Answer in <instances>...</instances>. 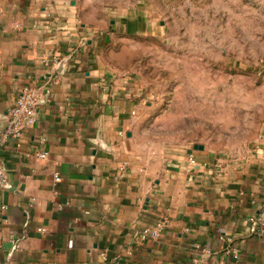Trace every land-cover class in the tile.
I'll return each instance as SVG.
<instances>
[{
  "label": "crops",
  "instance_id": "1",
  "mask_svg": "<svg viewBox=\"0 0 264 264\" xmlns=\"http://www.w3.org/2000/svg\"><path fill=\"white\" fill-rule=\"evenodd\" d=\"M107 39L74 0H0V132L40 87L37 122L0 138V264H264V135L236 153L162 141L160 99L108 65Z\"/></svg>",
  "mask_w": 264,
  "mask_h": 264
},
{
  "label": "rangeland",
  "instance_id": "2",
  "mask_svg": "<svg viewBox=\"0 0 264 264\" xmlns=\"http://www.w3.org/2000/svg\"><path fill=\"white\" fill-rule=\"evenodd\" d=\"M74 4L83 22L108 28V65L155 90L160 105L149 116L154 136L236 153L264 135V0ZM136 18L144 31L121 27ZM112 22L121 23L119 29L112 30Z\"/></svg>",
  "mask_w": 264,
  "mask_h": 264
},
{
  "label": "built area",
  "instance_id": "3",
  "mask_svg": "<svg viewBox=\"0 0 264 264\" xmlns=\"http://www.w3.org/2000/svg\"><path fill=\"white\" fill-rule=\"evenodd\" d=\"M59 61V60H58ZM40 87L26 85L18 95L15 103L8 109L7 125L0 132V138L11 139L20 138L23 135L25 128L34 125L38 120L37 105L39 103ZM0 140V141H1ZM47 152L40 153L42 158L47 157ZM190 162L195 163V156L189 158ZM56 180H60V175L56 173ZM8 176L4 163L0 162V186L4 187L7 184ZM251 222L254 224L255 234L264 237V215H255L251 217ZM160 229H145L143 236L157 237Z\"/></svg>",
  "mask_w": 264,
  "mask_h": 264
},
{
  "label": "water",
  "instance_id": "4",
  "mask_svg": "<svg viewBox=\"0 0 264 264\" xmlns=\"http://www.w3.org/2000/svg\"><path fill=\"white\" fill-rule=\"evenodd\" d=\"M197 148H203L202 145H195Z\"/></svg>",
  "mask_w": 264,
  "mask_h": 264
}]
</instances>
